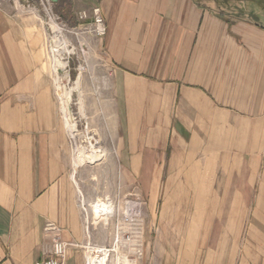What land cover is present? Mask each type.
Wrapping results in <instances>:
<instances>
[{"label": "crops", "instance_id": "0c3cea01", "mask_svg": "<svg viewBox=\"0 0 264 264\" xmlns=\"http://www.w3.org/2000/svg\"><path fill=\"white\" fill-rule=\"evenodd\" d=\"M69 1L107 25L102 140L121 194L144 199L141 264H264V0ZM45 42L38 0L2 3L0 264L48 257L49 223L71 244L64 264L94 246Z\"/></svg>", "mask_w": 264, "mask_h": 264}, {"label": "rangeland", "instance_id": "374dc122", "mask_svg": "<svg viewBox=\"0 0 264 264\" xmlns=\"http://www.w3.org/2000/svg\"><path fill=\"white\" fill-rule=\"evenodd\" d=\"M69 4L70 1L65 0L61 7L62 10L53 4L56 14L59 16H61V12L64 14V17L61 16V18L72 33H67L64 36L67 45H70V48L66 50L70 53L69 66H65L64 63L63 73H60L61 78L59 82L57 81L56 86V77L52 75L51 77L56 88L59 85L64 94L65 92L70 93V99H72L69 106L71 121L75 128L82 133V136L77 140L78 146L85 147L89 141L88 139L93 135L100 141L105 154L104 159L99 163H84L81 150L77 155L73 156L72 144L70 145L73 165L77 159L79 165H83L78 167L77 171H85L86 174L83 176L82 181L79 177L80 175L77 174L76 180L81 188L79 191V205L81 203L84 204L85 210L82 209V205L80 207L85 226L88 228L87 232L93 231L95 234L94 247H108L111 245L113 239L114 222L107 218L98 219L94 214V205L98 200L104 199L107 196L114 199L118 195H122L119 191L121 189L118 175H116L115 171L118 162L109 158L111 157L109 151L111 149L113 153V149L110 145H108L109 148L106 147L107 145L102 140V138L111 137L107 125L115 120V113L110 106V101L113 97L111 82L113 71L106 64L98 48V41L101 39L95 37L92 33L90 34V31H85L84 27L82 28L83 25H81L77 18L78 13H73L71 11V4ZM91 11L87 12L90 13ZM89 25L90 22L86 24V26ZM71 48H74V50ZM63 117L65 118V116ZM64 124L66 127V122ZM86 126H88L89 134L84 130ZM84 188L86 189L85 193L83 192ZM89 196H91L90 202L88 200ZM144 217L147 230L145 207ZM93 221L95 224H92ZM95 256L96 254L93 252V257ZM114 260L115 258L111 257L107 264H115Z\"/></svg>", "mask_w": 264, "mask_h": 264}, {"label": "built area", "instance_id": "2783aa9c", "mask_svg": "<svg viewBox=\"0 0 264 264\" xmlns=\"http://www.w3.org/2000/svg\"><path fill=\"white\" fill-rule=\"evenodd\" d=\"M7 0H0V6ZM25 5L30 8L33 7V0H22ZM39 9L42 15V24L46 35V52L47 59L50 65L51 75L56 77L55 86L58 81V67L57 63H65V66H69L70 53H68L67 45L64 36L67 33H72L67 28V25L63 22L61 16L55 13L54 5L51 0H38ZM78 21L81 23L82 28L85 31H90L95 37L103 39L107 35V25L102 14V10L99 7L94 8L90 13L82 11L77 14ZM90 22L89 26H86ZM57 30H60V36H58ZM74 50V48H71ZM67 53V55H65ZM66 67V68H67ZM63 73V71H62ZM56 88V87H55ZM57 91V98L59 101L60 114L64 116L62 110V102ZM65 122V118H62ZM67 137L70 145L73 149V156L77 155L82 149L87 151L96 150L101 162L105 154L98 141L93 135L88 139V143L85 147L77 144V140L82 136V133L75 128V131L67 130ZM85 132L89 134L88 126L84 128ZM90 164V163H89ZM95 164V163H94ZM142 197L137 193H130L127 195H118L112 199L110 196L104 199L98 200L94 205V211L97 209L96 217L98 219L107 218L114 222V234L112 243L108 247H94L87 246L86 264H102L101 256H106L107 264L111 257L115 258V264H140L145 256V233L146 222L144 217V207ZM81 207L84 209V204L81 203ZM106 205L105 208L102 206ZM95 214V213H94ZM46 231L52 235V249L48 257L36 262L35 264H64L66 258L67 249L71 244L65 242L61 238V229L54 223H49L46 227ZM92 252H95L97 257L91 258ZM99 257V258H98Z\"/></svg>", "mask_w": 264, "mask_h": 264}, {"label": "bare ground", "instance_id": "6f19581e", "mask_svg": "<svg viewBox=\"0 0 264 264\" xmlns=\"http://www.w3.org/2000/svg\"><path fill=\"white\" fill-rule=\"evenodd\" d=\"M57 32H58V36H60V30H57ZM56 65L58 67L57 73L59 76V78H58V82H59V80L61 78L60 73L63 71L64 64L59 61ZM57 90L59 92L58 94H59L60 100H61L62 105H63L62 110H63L64 116H65V122H66L67 130L75 131V126L72 124V121H71V112H70V107H69L71 100H72V99H70V93L65 92V94H64V92H62V90H61V86H59V85L57 87ZM81 155L83 157L84 163L94 164V163H96V161L100 160V157L97 155L96 150L87 151L85 149H83V150L81 149ZM74 166H75V170L79 167V162L77 161V159H76V162L74 163ZM105 206L106 205H103L102 207L105 208ZM91 258L92 259L94 258L93 252L91 254Z\"/></svg>", "mask_w": 264, "mask_h": 264}, {"label": "water", "instance_id": "95a60500", "mask_svg": "<svg viewBox=\"0 0 264 264\" xmlns=\"http://www.w3.org/2000/svg\"><path fill=\"white\" fill-rule=\"evenodd\" d=\"M53 4H57L59 0H51Z\"/></svg>", "mask_w": 264, "mask_h": 264}, {"label": "trees", "instance_id": "16d2710c", "mask_svg": "<svg viewBox=\"0 0 264 264\" xmlns=\"http://www.w3.org/2000/svg\"><path fill=\"white\" fill-rule=\"evenodd\" d=\"M70 5V4H69ZM56 7H58L57 5H56ZM58 8H61V7H58ZM60 10V9H59ZM61 10H62V8H61ZM61 16L62 17H64V14H62V12H61Z\"/></svg>", "mask_w": 264, "mask_h": 264}]
</instances>
